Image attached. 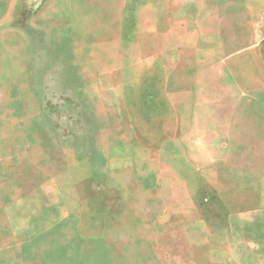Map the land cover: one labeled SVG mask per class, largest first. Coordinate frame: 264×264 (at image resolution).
Here are the masks:
<instances>
[{
	"label": "rangeland",
	"instance_id": "374dc122",
	"mask_svg": "<svg viewBox=\"0 0 264 264\" xmlns=\"http://www.w3.org/2000/svg\"><path fill=\"white\" fill-rule=\"evenodd\" d=\"M235 1L59 4L66 40L36 44L32 77L49 150L22 159L0 134V264L78 220L122 226L124 264H264V2ZM18 4L36 33L44 4ZM73 171L104 195L57 202L50 181Z\"/></svg>",
	"mask_w": 264,
	"mask_h": 264
},
{
	"label": "crops",
	"instance_id": "0c3cea01",
	"mask_svg": "<svg viewBox=\"0 0 264 264\" xmlns=\"http://www.w3.org/2000/svg\"><path fill=\"white\" fill-rule=\"evenodd\" d=\"M19 1L0 0V134H4V139L9 140V142L11 141L10 138H13V142L18 138V149L16 151L13 150V152H16L18 156L24 159L29 149L32 152L36 148L43 149L44 147V151H47L46 149L49 150L50 147L44 146L47 137H44L43 127L39 125L41 124L39 122L46 119L45 115L47 114L43 109V101L36 93L32 83L33 75L39 71V53L37 54L36 44L45 45L47 41H50L51 45L53 44L57 47L61 37L62 40H66L67 36L54 34L57 32L59 25H64L68 22L67 16H63L61 12L62 9L59 4H83L85 1L82 3V0H44V2L42 0H34V4H44L36 12L35 17L26 22V24H32L35 27L37 32L34 34H27V32L15 29L16 25H18L15 11L16 6L19 7L21 5L18 4ZM262 2L264 0H243L239 2L235 1L232 4H248L246 6L251 9L254 6L253 4H261ZM43 30L48 32L43 33ZM50 51V53H53L52 49ZM71 65L74 67L73 61ZM28 123L30 125L29 129ZM67 153H70L68 159L73 160L69 162L71 170L77 169L79 164L75 165V150L68 148ZM39 159L41 160V157ZM55 160L58 166V159ZM71 172L69 176L55 177L50 181L54 185L55 192L52 195L57 202L89 201L92 196L104 195V193L101 194V192L92 188L90 179L77 178L74 176V171L73 173ZM44 183L46 182L39 184ZM32 184H35V182ZM78 185L88 186L87 194H81ZM140 195V192H134L131 199L141 201ZM28 197H32V199L35 197L36 199L38 193H28ZM25 198L23 193H18L16 200H24ZM88 212L90 215L91 209L86 210V208H83L79 212V215L87 217ZM145 214L147 217L154 215L153 212L148 211ZM143 215L144 213L140 211V208L135 210L134 216H136L137 220L143 217ZM70 216L75 217L74 213L70 214ZM77 222V224L67 225L65 231H62L67 234L64 240L65 243L56 240L49 246L42 244L44 246L41 249H39V246H35L34 252H29L30 259L27 257V252H19L17 255L9 257L6 263L124 264L123 255L126 254V250L123 240L124 238L125 240L129 238L122 236L120 230L122 226L120 227V225L116 224L108 227L106 224H86L82 223V220H78ZM58 231L61 232L60 230ZM58 231L56 230V233Z\"/></svg>",
	"mask_w": 264,
	"mask_h": 264
}]
</instances>
